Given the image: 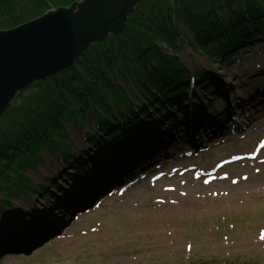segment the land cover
Returning <instances> with one entry per match:
<instances>
[{
	"label": "rangeland",
	"instance_id": "1",
	"mask_svg": "<svg viewBox=\"0 0 264 264\" xmlns=\"http://www.w3.org/2000/svg\"><path fill=\"white\" fill-rule=\"evenodd\" d=\"M241 32L238 31V34L242 38L244 34ZM253 36L256 40H240L237 54L228 52L211 59L194 46L193 36L188 34L184 42L187 44L178 43L180 50L176 56L181 64L179 66L188 72L185 82L181 77L176 81L166 80L161 84L165 89L161 93L152 92L149 95L151 98H146L147 103L141 100L144 96L137 93L133 96L134 101L129 100L130 105L122 104V99L118 102L110 97L112 116L108 117L100 106H96L92 114L91 111H84V119L89 121V125L81 120L82 128L66 122L63 130L70 135L65 149L73 153L66 156L65 164L62 163L64 152L53 149L40 151L39 157L42 156L43 160L32 163L34 166H30L28 157L20 158L21 163L24 162L22 173L9 177L0 189V226L4 231L0 241V264H188L213 260L264 264V170L261 166L245 162L236 164L234 168L225 167L218 173L217 181L211 182L205 175L198 179L194 175L201 170L208 172L217 162L252 153L256 143L264 138V115L256 118L243 133L215 138L200 146L198 149L201 150L185 154L190 122L193 121L195 128L192 138L199 140L196 144L207 141L203 133L205 127L198 129L199 138L195 125L200 118H205V115L202 116L204 107L210 106V114H221L228 106L233 108L222 97L221 91H225L230 102L237 95L244 97L240 91V86L242 89L245 86L244 78L254 81L257 75L264 73V34L256 31ZM211 46L221 48L217 44ZM154 69L157 70V67ZM140 73L138 69L135 74ZM149 76H155V71L152 70ZM193 77L199 84L201 82L204 86L209 84L215 88L212 92L215 95L213 102L195 104L201 90L196 92V84L192 89ZM256 81L249 82L251 92L257 91ZM137 83L147 85L150 81L142 75L137 77ZM126 84L131 85L130 80L119 81L120 87ZM180 86L185 91L187 89L183 102L176 96L181 93L178 90ZM125 88L140 92L138 87ZM72 101L75 102L74 99ZM159 102H162L161 105ZM166 103L171 106L168 107ZM136 107L149 110L151 116L156 115L157 107V113L162 111V115L157 121L155 118L148 122L146 117L137 114ZM188 110L194 112L193 119L187 116ZM198 110L200 112L196 117ZM97 114L111 123L117 138L126 142L124 146L115 147L116 141L112 143L108 140L106 133L99 136L101 150L95 145H91L92 148L84 145L83 136L99 132ZM116 115L123 118L125 126L116 119ZM150 115L147 112V117ZM134 124L140 128H135L131 133L129 129ZM214 131L215 127L211 132ZM171 133L176 138L169 142L167 138ZM132 138L148 144L163 139L167 145H171L169 151L186 150L178 152L165 170L155 171L123 193L117 191L111 197H106L99 207H89V213H81L79 218L74 219L75 207L67 208L68 195L77 197V203H80L75 206L81 209L101 198L100 192L96 194V189L104 187L107 179L106 189L115 187L116 179L122 180L124 185L132 182L124 176L120 178L119 174L118 177L112 174V169L116 168L124 172L122 167H126V164L119 163L120 159L106 161L116 154L129 161L124 157L128 150L126 146H129V139ZM108 149L112 151L111 155L98 162L101 154ZM150 161L141 159L136 168L140 171V165H147ZM81 166L86 171L78 175L76 171ZM187 167L191 173L179 176V169ZM62 172L70 176L59 178L57 184L60 189H55L54 194L48 196L50 191L36 192L35 183L49 182ZM158 172H164L163 178L153 181L151 176ZM106 173L108 175L103 179L102 175ZM224 176L227 178L224 179ZM244 176L247 179H243ZM205 181L209 184H205ZM185 182L187 184L184 186ZM80 186L89 188L82 194L74 193Z\"/></svg>",
	"mask_w": 264,
	"mask_h": 264
},
{
	"label": "trees",
	"instance_id": "2",
	"mask_svg": "<svg viewBox=\"0 0 264 264\" xmlns=\"http://www.w3.org/2000/svg\"><path fill=\"white\" fill-rule=\"evenodd\" d=\"M79 1L0 0V30L16 28ZM256 31L264 34V0H144L120 34L92 45L71 68L35 84L11 104L0 120V189L9 177L22 173L24 162L20 158L28 157L31 166L40 160V151L67 147L69 135L63 130L66 122L82 128L84 120L89 125L84 111L92 114L96 106L112 116L110 97L130 105L126 97L130 90L120 87L119 81L130 80L132 86H125L138 87L148 99L153 91L161 93L165 89L161 84L166 80L181 77L185 82L188 72L179 66L176 56L180 50L178 43H184L188 34L193 36L194 46L212 59L228 52L237 54L240 40H256ZM213 44L221 48L215 49ZM138 69L143 74L136 75ZM152 70L155 76H149ZM142 75L149 79V84L137 83V77ZM200 87L207 91L204 83ZM180 89L183 87H178L179 92ZM177 96L185 97L182 92ZM96 119L103 131L106 125L111 126L98 114ZM66 151L70 154V149ZM188 264L240 263L213 260Z\"/></svg>",
	"mask_w": 264,
	"mask_h": 264
},
{
	"label": "water",
	"instance_id": "3",
	"mask_svg": "<svg viewBox=\"0 0 264 264\" xmlns=\"http://www.w3.org/2000/svg\"><path fill=\"white\" fill-rule=\"evenodd\" d=\"M142 0H83L0 31V118L17 94L71 67L91 45L118 34Z\"/></svg>",
	"mask_w": 264,
	"mask_h": 264
},
{
	"label": "bare ground",
	"instance_id": "4",
	"mask_svg": "<svg viewBox=\"0 0 264 264\" xmlns=\"http://www.w3.org/2000/svg\"><path fill=\"white\" fill-rule=\"evenodd\" d=\"M248 78V77H247ZM253 79V78H252ZM254 81H251V80H248V79H246V78H244V83H243V80H242V83H243V85L245 84V86L243 87V89L241 88L242 86H240V91L242 92V93H245V94H247V93H250L251 92V90H252V85H250V83L249 82H255L257 79H253ZM245 87H246V90H245ZM194 88V87H193ZM237 105V104H236ZM235 105V106H236ZM188 105H186V107H187ZM240 110V109H239ZM200 112V110H198V113ZM194 114V112H192V111H189L188 110V113H187V116L190 118V115H193ZM198 115H196V117H197ZM212 119H214V120H217L218 119V115H214L213 116V118ZM200 123V122H199ZM204 125H206V124H204ZM190 129H192V124H191V128ZM220 132H224V130H223V128H219L218 129ZM223 134V133H222ZM130 140V142L128 143L129 144V146L127 145L126 146V149H128V151H127V154H126V158L128 159V160H131V161H133V162H135L136 161V158H142L145 154H146V151H148L149 150V148L151 147V145H148L147 147H145V144L141 141V140H136L135 138H132V139H129ZM198 140L197 139H193V138H188L187 139V143L189 144V145H193V144H196V142H197ZM155 143L156 142H154L153 143V145L155 146ZM198 145V144H197ZM136 150L139 152V155L138 156H136L135 154H136ZM153 157H154V155L151 153L150 155H148V156H146V157H144V159L146 160V161H150V160H152L153 159ZM120 159L118 162L119 163H122V164H126V163H129V161H124V159H122L121 158V156L120 155H115V157H112V158H110V160H108V162H113L115 159ZM112 164V163H111ZM235 165L236 164H233V165H229V166H227V168H234L235 167ZM145 166V165H144ZM116 167H117V164H116ZM145 167H147V166H145ZM128 167L126 166V167H122V170H124V172H121V171H118L117 170V168L116 169H112V174H117V177H118V174H119V177L120 178H122V176H124V177H126V178H128L131 174H132V170L131 171H128ZM110 171H111V169H110ZM228 175H229V173H227ZM106 175H108V173H106V174H103L102 175V178L104 177V176H106ZM104 179V178H103ZM129 179H131V177L129 178ZM108 180V179H107ZM117 180H119V179H116V181ZM95 184H97V182L95 183ZM94 184V185H95ZM101 184V183H100ZM187 183L185 182L184 183V186L186 185ZM106 187H108V185L107 186H104V187H98L97 189H96V194L98 193V192H102L103 190H105L106 189ZM82 189H77V190H75V192L74 193H79V194H82L83 192H84V190H87L88 188H89V186H84V187H81ZM94 197V196H93ZM29 205H31V203H28ZM77 211H75L74 212V214L76 213ZM78 212H80V211H78ZM77 212V213H78ZM69 218V215L68 216H66V219H68Z\"/></svg>",
	"mask_w": 264,
	"mask_h": 264
}]
</instances>
